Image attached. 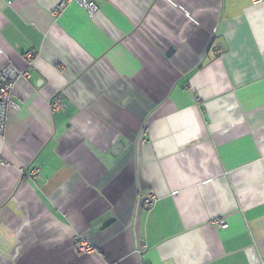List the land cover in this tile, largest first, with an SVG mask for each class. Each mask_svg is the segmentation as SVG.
<instances>
[{
  "label": "crops",
  "instance_id": "crops-1",
  "mask_svg": "<svg viewBox=\"0 0 264 264\" xmlns=\"http://www.w3.org/2000/svg\"><path fill=\"white\" fill-rule=\"evenodd\" d=\"M60 1L0 0V264H264V0Z\"/></svg>",
  "mask_w": 264,
  "mask_h": 264
},
{
  "label": "built area",
  "instance_id": "built-area-1",
  "mask_svg": "<svg viewBox=\"0 0 264 264\" xmlns=\"http://www.w3.org/2000/svg\"><path fill=\"white\" fill-rule=\"evenodd\" d=\"M75 2L79 6H81L85 11L89 14V16H93L98 12V5L94 0H61L54 8V13H59L69 2ZM25 57L29 64L33 63L34 54L31 51H27L25 53ZM28 76V70L26 69H18L16 66L12 64L6 65L0 71V133H3L6 126L7 120V112L10 107L19 108V104L14 99V87L16 82L24 77ZM198 100V98H197ZM49 104L53 111H59L64 109V103L60 94H56L49 99ZM1 163H6L0 157ZM20 174L22 177L28 178H39L40 173L38 167H22ZM156 200L155 194L152 192L147 193L145 195L143 204L145 208H148L153 202ZM214 223L222 228L227 227V222L224 217H216ZM74 249L78 253L90 252L94 249V247L84 240L83 238H77L74 243Z\"/></svg>",
  "mask_w": 264,
  "mask_h": 264
}]
</instances>
